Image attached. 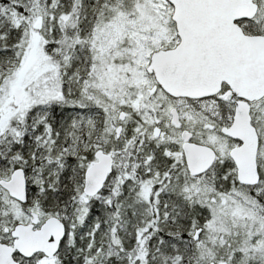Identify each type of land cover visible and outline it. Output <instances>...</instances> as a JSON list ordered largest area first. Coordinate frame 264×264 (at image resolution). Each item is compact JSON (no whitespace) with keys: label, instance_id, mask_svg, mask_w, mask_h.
<instances>
[{"label":"snow or ice","instance_id":"1","mask_svg":"<svg viewBox=\"0 0 264 264\" xmlns=\"http://www.w3.org/2000/svg\"><path fill=\"white\" fill-rule=\"evenodd\" d=\"M0 264H264V0H0Z\"/></svg>","mask_w":264,"mask_h":264}]
</instances>
